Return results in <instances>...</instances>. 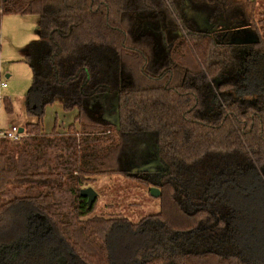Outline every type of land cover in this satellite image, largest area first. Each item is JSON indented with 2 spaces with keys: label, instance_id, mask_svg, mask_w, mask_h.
I'll return each mask as SVG.
<instances>
[{
  "label": "trees",
  "instance_id": "trees-1",
  "mask_svg": "<svg viewBox=\"0 0 264 264\" xmlns=\"http://www.w3.org/2000/svg\"><path fill=\"white\" fill-rule=\"evenodd\" d=\"M256 1L0 0V21L39 17L23 56L35 120L0 138V264H264ZM53 103L80 129L45 131ZM117 173L158 186L159 211L92 214L80 190Z\"/></svg>",
  "mask_w": 264,
  "mask_h": 264
},
{
  "label": "rangeland",
  "instance_id": "rangeland-1",
  "mask_svg": "<svg viewBox=\"0 0 264 264\" xmlns=\"http://www.w3.org/2000/svg\"><path fill=\"white\" fill-rule=\"evenodd\" d=\"M263 11L264 0H257L254 20H257ZM38 21V15L33 14H5L0 21V78L7 82L8 87L4 92L13 97L10 101H0L2 130H7L10 125L23 127L26 122L35 120L25 112L24 95L31 84L32 72L23 56L28 43L39 39ZM75 114L77 112H64L57 103L48 104L45 107L42 126L45 131H49L53 125L59 131H66L70 125H74V120L72 123L70 121ZM115 114L110 113L111 122L115 121ZM73 129L79 130L80 126L75 123ZM205 166L206 164H203L201 167ZM153 185L138 175L117 173L97 176L87 181L85 187H91L96 192L92 214L104 217L121 216L136 223L160 209V197L155 198L150 194V187ZM230 192L233 193L231 199L234 202L242 203L241 187H234Z\"/></svg>",
  "mask_w": 264,
  "mask_h": 264
},
{
  "label": "water",
  "instance_id": "water-1",
  "mask_svg": "<svg viewBox=\"0 0 264 264\" xmlns=\"http://www.w3.org/2000/svg\"><path fill=\"white\" fill-rule=\"evenodd\" d=\"M244 25V24H241ZM113 124H116L117 126L119 125V114L118 111H116L115 114V121L112 122ZM24 128L23 127H19L18 133H23ZM161 166V163L159 161V156L158 154H156L155 158H152L151 160H149V162L143 164L142 166L138 167L136 170H134L135 172H148L153 168H158ZM80 194L86 198V202L88 207L91 206V204L94 202V200L96 199V192L91 188V187H86V188H82L80 190ZM150 194L152 197L155 198H159L161 195L160 189L157 186H151L150 187Z\"/></svg>",
  "mask_w": 264,
  "mask_h": 264
},
{
  "label": "built area",
  "instance_id": "built-area-1",
  "mask_svg": "<svg viewBox=\"0 0 264 264\" xmlns=\"http://www.w3.org/2000/svg\"><path fill=\"white\" fill-rule=\"evenodd\" d=\"M7 87V82L0 78V101H10L13 98L11 95L4 92V89ZM18 130L19 126L16 125H10L7 130L0 129V138L17 139L22 134L18 133Z\"/></svg>",
  "mask_w": 264,
  "mask_h": 264
},
{
  "label": "flooded vegetation",
  "instance_id": "flooded-vegetation-1",
  "mask_svg": "<svg viewBox=\"0 0 264 264\" xmlns=\"http://www.w3.org/2000/svg\"><path fill=\"white\" fill-rule=\"evenodd\" d=\"M147 162H149V158L147 159V161H145V163H147ZM145 163H144V164H145ZM136 169H137V168H136ZM136 169H135V170H136ZM134 173L137 174V172H134ZM140 173H141V174H144V173H147V172H140Z\"/></svg>",
  "mask_w": 264,
  "mask_h": 264
},
{
  "label": "crops",
  "instance_id": "crops-1",
  "mask_svg": "<svg viewBox=\"0 0 264 264\" xmlns=\"http://www.w3.org/2000/svg\"><path fill=\"white\" fill-rule=\"evenodd\" d=\"M6 76H8V75H6ZM6 101V100H5ZM10 104V103H9ZM10 110V109H9ZM11 120H12V118H11ZM72 120H73V118H72ZM72 120L70 121V122H72ZM19 127H20V125H18ZM50 130V129H49Z\"/></svg>",
  "mask_w": 264,
  "mask_h": 264
}]
</instances>
